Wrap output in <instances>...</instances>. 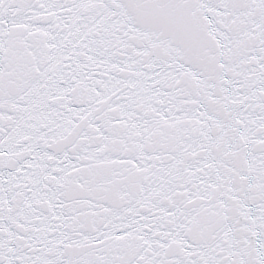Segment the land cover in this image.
Returning <instances> with one entry per match:
<instances>
[{
    "label": "snow or ice",
    "instance_id": "1",
    "mask_svg": "<svg viewBox=\"0 0 264 264\" xmlns=\"http://www.w3.org/2000/svg\"><path fill=\"white\" fill-rule=\"evenodd\" d=\"M0 264H264V0H0Z\"/></svg>",
    "mask_w": 264,
    "mask_h": 264
}]
</instances>
